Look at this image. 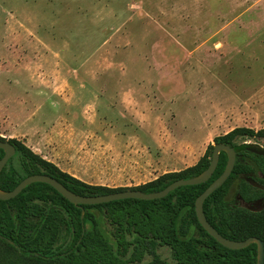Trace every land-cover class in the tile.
<instances>
[{"label":"rangeland","instance_id":"obj_1","mask_svg":"<svg viewBox=\"0 0 264 264\" xmlns=\"http://www.w3.org/2000/svg\"><path fill=\"white\" fill-rule=\"evenodd\" d=\"M25 55L41 61L33 75ZM26 117L37 125L22 137ZM235 127L264 129V0H0L1 137L134 187Z\"/></svg>","mask_w":264,"mask_h":264},{"label":"trees","instance_id":"obj_2","mask_svg":"<svg viewBox=\"0 0 264 264\" xmlns=\"http://www.w3.org/2000/svg\"><path fill=\"white\" fill-rule=\"evenodd\" d=\"M254 136L264 137V129L235 127L216 136L214 142L233 147L238 138ZM0 140L15 149L0 172V189L12 190L26 176L46 174L84 196L162 190L174 180L202 172L213 149L209 145L194 164L162 173L138 186L109 187L84 182L16 138L0 136ZM2 155L0 148V158ZM226 161L227 154L221 151L207 181L181 185L164 197L150 200L124 198L74 204L49 184L32 182L15 197L0 199V264H256L254 243L240 249L224 247L202 228L195 214L197 196L222 173ZM240 166L237 160L225 182L207 196L204 214L226 238H264V210L252 212L237 206L229 193L243 171ZM245 191L242 181L239 193ZM160 247L169 249L171 261L162 258Z\"/></svg>","mask_w":264,"mask_h":264},{"label":"water","instance_id":"obj_3","mask_svg":"<svg viewBox=\"0 0 264 264\" xmlns=\"http://www.w3.org/2000/svg\"><path fill=\"white\" fill-rule=\"evenodd\" d=\"M0 148L3 150V155L0 158V172L2 168L5 166L9 158H11L15 149L12 144L8 141L0 140ZM224 151L227 154V161L222 173L215 178L196 198L195 200V214L198 222L202 226V228L212 236L216 241L222 244L224 247L229 249H240L248 246L251 243H255L257 246L256 253V264H264V245L263 241L257 237L250 236L244 240H232L222 236L207 220L204 210H203V202L216 188L221 186L225 180L230 175L234 163H235V150L233 147L224 144V143H214L213 149L211 153V158L208 166L200 172L198 175L190 177V178H181L174 180L170 184H168L165 188L159 191L154 192H142L140 190H124L118 192H112L108 194H100V195H91L84 196L77 194L68 188H66L62 183L56 180L54 177L46 175V174H32L23 178L12 190H2L0 189V199L7 200L9 198L15 197L19 194L23 188H25L28 184L32 182H43L52 186L57 192H59L63 197H65L68 201L74 204H98L103 202H109L112 200L124 199V198H137L150 200L155 198H161L166 196L170 191L174 190L176 187L181 185H193L199 184L207 181L212 173L214 172L218 160L219 153ZM84 211H82L81 216Z\"/></svg>","mask_w":264,"mask_h":264},{"label":"flooded vegetation","instance_id":"obj_4","mask_svg":"<svg viewBox=\"0 0 264 264\" xmlns=\"http://www.w3.org/2000/svg\"><path fill=\"white\" fill-rule=\"evenodd\" d=\"M233 148L235 150V163L237 160L240 161V168L243 171L238 173L237 179L229 193L234 197L235 205L252 212L262 211L264 210V146L244 142L236 144ZM242 181L245 182L246 189L243 195L239 193ZM257 238L261 239L264 245V238Z\"/></svg>","mask_w":264,"mask_h":264},{"label":"crops","instance_id":"obj_5","mask_svg":"<svg viewBox=\"0 0 264 264\" xmlns=\"http://www.w3.org/2000/svg\"><path fill=\"white\" fill-rule=\"evenodd\" d=\"M30 34H31V33H30ZM37 41H38L40 44L43 43V41H41V40H39V39H37ZM39 61H40V60H39ZM17 64H19V67H20L19 69H23V70H24L25 72H27V73L30 72L32 75L34 74V73H32V68H33V67H36V68H35L36 70H40L39 68L42 66V65H41V61L38 63V61H36V60H35V61L32 60L31 57H28V58H27L26 55H25V57H24L22 63H20L19 61H17ZM32 75L30 76V78H32ZM37 77H38V79H39V84H38V85H39L40 87H43L42 85H45V89H47L46 87H48L47 85H49V84H47V82H45L43 79H41L38 75H37ZM38 93H39V94H42V95H45V93H43L41 90H39ZM56 93H59L58 90H57L56 88H53V90H52V92H51V95L54 96ZM56 95H58V94H56ZM29 121H31V119H28V118L26 117V118L23 119L22 121L16 123V125L14 126V131H16V132L24 131V134H23L24 136H22V137H25V136H26V135H25V134H26L25 132H29V131H32V130L34 129V126H33V125H34L35 123H29ZM56 123H59V120H57ZM35 125H37V124H35ZM32 128H33V129H32ZM37 149H39V151H38V152H35V153H37V154H39V153H44L45 155H46V154H51V153H53V150H54L53 148L45 147V146H43V145H41V144L38 145V148H37ZM39 155H40V154H39ZM45 155H42V157H44L45 159H47ZM47 160L52 161V162L55 163L58 167H60V169H62V170H64V171L68 172L69 174H71V175H73V176H75V177H77V178L83 180V181L86 182V183L106 185V184H102V183H94V182H91L90 179L88 178V177H90V176L86 177V176L78 175V174H75V173L71 172L70 169L68 168V165H67V166L64 165V164H61V165H60V163H56L54 160H51V159H47ZM106 186H109V185H106ZM109 187H110V186H109Z\"/></svg>","mask_w":264,"mask_h":264}]
</instances>
